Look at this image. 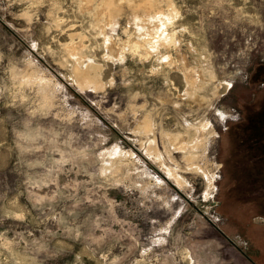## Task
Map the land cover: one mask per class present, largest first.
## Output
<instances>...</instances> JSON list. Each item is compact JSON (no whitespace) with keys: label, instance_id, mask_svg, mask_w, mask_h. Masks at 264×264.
Returning <instances> with one entry per match:
<instances>
[{"label":"rangeland","instance_id":"rangeland-1","mask_svg":"<svg viewBox=\"0 0 264 264\" xmlns=\"http://www.w3.org/2000/svg\"><path fill=\"white\" fill-rule=\"evenodd\" d=\"M263 104L264 0H0V264H264Z\"/></svg>","mask_w":264,"mask_h":264},{"label":"trees","instance_id":"trees-1","mask_svg":"<svg viewBox=\"0 0 264 264\" xmlns=\"http://www.w3.org/2000/svg\"><path fill=\"white\" fill-rule=\"evenodd\" d=\"M254 110L247 116L239 135L238 148L243 152L244 162L238 189L244 192L264 187V104Z\"/></svg>","mask_w":264,"mask_h":264},{"label":"bare ground","instance_id":"bare-ground-1","mask_svg":"<svg viewBox=\"0 0 264 264\" xmlns=\"http://www.w3.org/2000/svg\"><path fill=\"white\" fill-rule=\"evenodd\" d=\"M107 1H108V0H107ZM111 1H112V0H111ZM146 1H148V0H146ZM152 1H153V0H152ZM169 2H171V1H169ZM147 3H148V2H147ZM147 3H145V4H147ZM169 4H170V3H169ZM108 5H109V4H108ZM170 5H173V3L170 4ZM111 6H112V5H111ZM146 6H147V5H146ZM170 7H172V6H170ZM107 8H108V7H107ZM109 8H110V7H109ZM118 8H119V7H118ZM145 8H147V7H145ZM172 8H173V7H172ZM174 8H175V7H174ZM147 9H148V8H147ZM149 9H150V8H149ZM149 9H148V10H149ZM158 9H160V7H158L157 10H158ZM148 10H147V12H148ZM176 10H177V9H176ZM179 10H180V9H179ZM141 11H142V10H141ZM117 12H118V11H117ZM150 12H151V16H153L152 13H153L154 11H153V12L150 11ZM174 12H175V10H174ZM142 13H143V11H142ZM135 14H136V13H135ZM135 14H134V15H135ZM108 15H109V14H108ZM136 15H137V16H136ZM136 15H135L136 17H134V18H139L140 15H138V14H136ZM162 15H163V12H161V10H159V11L157 12V16H158L157 18H160V19L162 20V18H163ZM166 15H167V14H166ZM131 16H132V15H131ZM149 17H150V16H149ZM140 18H141V17H140ZM140 18H139V22H140ZM144 18H145V17H144ZM150 18H151V17H150ZM165 18H166V17H165ZM135 20H136V19H135ZM146 20H148V19H146ZM163 20H164V19H163ZM148 21H149V20H148ZM139 22H138V23H139ZM141 22H142V21H141ZM143 22H144V20H143ZM146 22H147V21H146ZM149 22H150V21H149ZM152 22H153V21H152ZM156 22H158V21H155V23H156ZM135 23H136V22H135ZM138 23H137V24H138ZM158 23H159V22H158ZM158 23H157V24H158ZM164 23H165V21H161V23L158 25L159 28L157 27V25H156V27L158 28V30L160 31V33H162V34L165 33V35H163V38H164V39L169 40V41H172V40H173V36H172V34H171V35H170V34L167 35L168 32H166V29H165V27H164V25H165ZM140 24H141V23H140ZM140 24H139V25H136V24H135L136 26H139L138 29H140ZM144 25H145V24H144ZM142 26H143V25H142ZM145 26H146V25H145ZM148 26H149V25H148ZM149 27H150V26H149ZM163 27H164V28H163ZM142 28H143V27H142ZM142 28L140 29V31L142 30ZM157 28L152 29V30H154V33H155V29H156V32H157ZM147 29H148V28H147ZM160 29H161V30H160ZM148 30H149V29H148ZM159 31H158V32H159ZM142 32H143V31H142ZM146 32L149 33V31H146ZM143 33H144V32H143ZM143 33H142V34H143ZM160 33H157V35L160 34ZM145 34H146V33H145ZM152 34H153V33H152ZM152 34H150V35L152 36ZM143 35H144V34H143ZM143 35H142V36H143ZM157 35H156V36H157ZM160 36H161V35H160ZM161 37H162V36H161ZM161 37H160V38H161ZM153 38H154V37H153ZM153 38H152V39H153ZM156 39H157V38H156ZM143 40H144V39H143ZM148 40H150V39H146L145 41H148ZM153 40H154V43L152 44V46L157 45V44H158V39H157L156 41H155V39H153ZM132 43H133V42H132ZM145 43H146V42H145ZM147 43H148V42H147ZM147 43H146L145 45H147ZM149 43H150V41H149ZM67 44H68V43H67ZM76 44H77V43H76ZM133 44H134V43H133ZM73 45H74V44H73ZM134 45H135V44H134ZM142 45L144 46V44H142ZM74 47H75V46H74ZM139 47H140V46H139ZM69 48H70V47H69ZM86 48H87V47H86ZM136 48H137V46H136ZM143 48H144V47H143ZM150 48H151V47H150ZM71 49L74 50V51H73V55H74V54H75L74 52H76V51H75L76 49L72 48V46H71ZM147 49H148V48H147ZM66 50H67V49H66ZM84 50H85V49H84ZM138 50H139V49H138ZM143 51H144V50H143ZM147 51H149V49H148ZM151 51H152V49H151ZM70 52L72 53V51H70ZM81 52H82V51H81ZM154 52H155V51H154ZM143 53H144V52H143ZM146 53H147V52H146ZM151 53H152V52H151ZM76 54H77V53H76ZM78 54H79V53H78ZM85 54H86V53H85ZM85 54H84V55H85ZM87 54H88V53H87ZM89 54H90V53H89ZM81 55H82V54H80V57H82ZM148 55H149V54H148ZM75 56H76V55H75ZM77 56H78V55H77ZM85 56H87V55H85ZM92 56H93V55H92ZM92 56H91V57H92ZM69 57L71 58V57H73V56H69ZM89 57H90V55H89ZM144 57H145V56H144ZM146 57H147V56H146ZM148 57H149V56H148ZM148 57H147V58H148ZM66 58H67V57H66ZM83 58H84V57H83ZM73 59H74V58H73ZM77 59H78V58H77ZM77 59H75V60H77ZM86 59H87V57H86ZM89 60H90V59H89ZM92 60H93V59H92ZM92 60H90V61H92ZM72 61H74V60H72ZM80 61H81V60H80ZM83 61H84V60H83ZM93 61H94V60H93ZM77 62H78V61H77ZM84 62H85V61H84ZM73 63H74V62H73ZM79 63H80V62H79ZM167 63H168V62H167ZM82 64H84V63H82ZM92 64H93V63H92ZM168 64H169V63H168ZM79 68H80V67H79ZM79 68H77V70H78L77 75H78V77H79L78 80H80V83L83 84V86L85 87V85H87L88 83L94 82V83H95V86H97L96 84L98 83V80H97L96 78L90 76L89 73H88L86 70H81V68H80V70H79ZM98 68H99V66H98ZM92 70H93V69H92ZM41 71H43V70H41ZM98 71H99V70H98ZM39 72H40V71H39ZM40 73H41V72H40ZM92 73H93V72H92ZM37 74H38V73H37ZM90 74H91V72H90ZM94 74H95V73H94ZM41 75H42V74H41ZM37 76H39V75H37ZM43 76H44V75H43ZM47 78H48V77H47ZM97 78H98V77H97ZM34 80H35V79H34ZM48 80H49V79H48ZM100 81H101V80H100ZM46 82H48V81H46ZM103 82H104V81H103ZM42 84H43V83H42ZM42 84L40 85L41 87H43ZM45 84H46V83H45ZM48 84H49V83H48ZM98 84H99V83H98ZM104 84H105V83H104ZM43 85H44V84H43ZM46 85H47V84H46ZM91 85H92V84H91ZM91 85H90V86H91ZM80 86H82V85H80ZM91 88H92V86H91ZM93 88H95V87H93ZM97 88H98V86H97ZM48 101H50V100H48ZM48 101H47V102H48ZM147 120H148V119H147ZM149 120H150V119H149ZM151 124H152V122H151ZM151 124H150L149 121H146L145 126H144L145 129H146V130H147V129L149 130L150 127H151ZM152 128H153V127H152ZM200 130H201V129H200ZM193 133H194V132H193ZM190 134H191V133H190ZM198 134H199V133H198ZM200 134H201V133H200ZM192 135H194V134H192ZM196 136H197V135H196ZM196 136H195V137H196ZM198 136H199V135H198ZM201 136H202V135H201ZM192 138H193V137H192ZM196 138H197V137H196ZM201 138H203V137H201ZM148 139H149V138H148ZM188 139H190V137H189ZM192 140H193V139H192ZM193 141H194V140H193ZM195 141H196V140H195ZM180 142H181V141H180ZM183 142H184V141H183ZM184 143H185V142H184ZM147 144H148V143H147ZM180 145H181V143H180ZM180 145H179V146H180ZM150 146H151V145H150ZM174 146H175V144H174ZM174 146H173V147H174ZM183 146L185 147V145H183ZM195 146H197V145L193 143L191 146H189V148L193 149ZM152 147H153V146H152ZM152 147H151V148H152ZM180 147H181V146H180ZM151 148H150V149H151ZM177 148H178V145H177ZM187 148H188V147H186V150H187ZM189 148H188V149H189ZM157 149H158V148H157ZM175 149H176V148H175ZM197 149H198V147H197ZM181 150H182V149H181ZM158 152H159V151H158ZM188 152H189V154L187 155V159H188L189 161H192V160H193V162H194V158H195V155H196V154H194L195 152L193 153L192 150H188ZM154 153H155V152H154ZM154 153H153V155H154ZM159 153H160V152H159ZM159 153H158V154H159ZM160 154H161V153H160ZM160 154H159V156H160ZM161 156H162V155H161ZM154 157L158 158L157 156H154ZM159 158H160V157H159ZM160 159H161V158H160ZM198 159H199V158H198ZM158 160H159V159H158ZM162 162H163V161H162ZM194 163H195V162H194ZM193 165H194V164H193ZM198 165H199V164H198ZM191 166H192V165H191ZM166 167H167V166H166ZM167 168H168V167H167ZM170 168H171V167H170ZM205 172H206V171H205ZM207 172H208V170H207ZM202 173H203V172H202ZM170 174H173V172H172V173L170 172ZM204 174H205V173H204ZM176 175H177V173H175L174 176H176ZM178 175H179V174H178ZM210 175H211V174H210ZM158 178H159V177H158ZM175 178H176V181L179 182V183L182 181V179H181L182 177L180 178V177H177V176H176ZM212 178H213V177H212ZM212 181H213V180H210V183H209L210 185L212 184ZM160 182H161V181H160ZM163 182H164V181H163ZM208 182H209V179H208ZM181 184H182V183H181ZM207 188H208V186H207ZM209 191H210V190H209ZM206 193H207V192H206Z\"/></svg>","mask_w":264,"mask_h":264},{"label":"snow or ice","instance_id":"snow-or-ice-1","mask_svg":"<svg viewBox=\"0 0 264 264\" xmlns=\"http://www.w3.org/2000/svg\"><path fill=\"white\" fill-rule=\"evenodd\" d=\"M120 4H129L131 5L132 3H134V0H119ZM165 60H167V57H165Z\"/></svg>","mask_w":264,"mask_h":264}]
</instances>
